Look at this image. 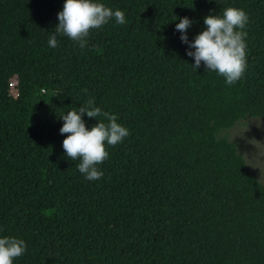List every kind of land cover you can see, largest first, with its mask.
Here are the masks:
<instances>
[{
  "label": "trees",
  "instance_id": "trees-1",
  "mask_svg": "<svg viewBox=\"0 0 264 264\" xmlns=\"http://www.w3.org/2000/svg\"><path fill=\"white\" fill-rule=\"evenodd\" d=\"M100 2L127 22L52 48L65 0H0V238L27 244L14 264H264V183L221 135L264 117V0ZM227 7L250 18L232 85L196 69L176 31L189 17L192 41ZM92 98L131 133L95 181L60 134V116Z\"/></svg>",
  "mask_w": 264,
  "mask_h": 264
},
{
  "label": "clouds",
  "instance_id": "clouds-1",
  "mask_svg": "<svg viewBox=\"0 0 264 264\" xmlns=\"http://www.w3.org/2000/svg\"><path fill=\"white\" fill-rule=\"evenodd\" d=\"M113 18L119 25L127 22L124 11L113 10L100 0H65L58 13L56 34L50 37L49 46H59L58 34L84 48L91 32L103 28ZM249 19L245 10L227 7L222 14L207 15L204 19L206 29L192 41L187 35L193 24L189 17L180 19L176 31L182 34L181 41L188 45L187 55L194 58L196 69L203 65L207 71L217 73L232 85L244 77L248 68L247 32L244 29ZM83 91L86 93L87 89ZM85 114L89 118H99V122L88 128ZM60 117L64 121L60 134H67L62 145L66 158L79 161L76 166L87 180H100L104 173L99 166L109 158L107 148L122 143L131 134L129 129L117 122L115 114L95 106V98ZM26 251L27 244L23 239L14 236L0 238V264H14Z\"/></svg>",
  "mask_w": 264,
  "mask_h": 264
},
{
  "label": "rangeland",
  "instance_id": "rangeland-1",
  "mask_svg": "<svg viewBox=\"0 0 264 264\" xmlns=\"http://www.w3.org/2000/svg\"><path fill=\"white\" fill-rule=\"evenodd\" d=\"M14 97L18 96L17 81L12 79ZM234 141L249 168L264 183V117L248 116L221 131Z\"/></svg>",
  "mask_w": 264,
  "mask_h": 264
}]
</instances>
